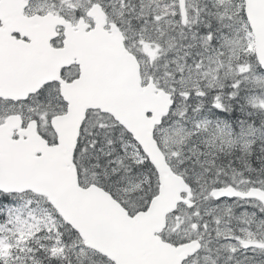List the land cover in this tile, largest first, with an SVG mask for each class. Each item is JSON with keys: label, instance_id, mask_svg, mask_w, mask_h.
<instances>
[{"label": "snow or ice", "instance_id": "obj_1", "mask_svg": "<svg viewBox=\"0 0 264 264\" xmlns=\"http://www.w3.org/2000/svg\"><path fill=\"white\" fill-rule=\"evenodd\" d=\"M0 264H264V0H0Z\"/></svg>", "mask_w": 264, "mask_h": 264}]
</instances>
